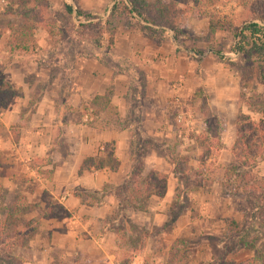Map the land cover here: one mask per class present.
<instances>
[{"label": "crops", "instance_id": "obj_1", "mask_svg": "<svg viewBox=\"0 0 264 264\" xmlns=\"http://www.w3.org/2000/svg\"><path fill=\"white\" fill-rule=\"evenodd\" d=\"M192 3L190 0L185 6ZM181 4L183 0L177 7ZM154 32L152 35L139 29H117L109 49H97L92 57H75L70 61L18 59L24 51L2 49L4 34H0V63L6 65L2 76L13 88H18V93L0 112V193H4L6 204L21 196L36 204L23 215L26 220L32 219L36 227L34 236L24 247L26 264H116L115 257L122 250L139 257L137 249H124L122 239L131 233L125 229L121 213L130 215L126 220L135 226L142 225V218L146 219L142 214L146 213L125 207L112 196L122 187L124 176L135 161L128 130L131 128L138 140L152 137V144L158 147V134L164 132L168 136L170 128L166 124L170 94L167 82L180 73L185 76L190 70L187 65L185 71L181 56H176L180 44L172 39L171 32L166 30L162 35ZM38 44L42 46L39 41ZM176 62L182 64V72L174 69ZM49 66L57 68L51 80L47 79ZM226 70L233 76L230 84L235 100L226 105L232 106L234 112L230 118L215 113L218 121H222L219 132L217 135L205 132L203 136L213 138L214 135L226 148L228 160H233L230 147L235 139L238 110L254 119L258 114L240 103L238 76L232 68ZM111 76L113 92L109 103L116 117L126 113L136 116L127 127L107 121V109L98 110L91 117L82 111L92 97L103 94ZM38 84L43 88L36 106L13 137L10 131ZM259 87L262 86L255 87L258 92ZM249 91L245 90L246 96ZM178 118L180 122V115ZM166 158L155 148L148 149L141 158L143 174L156 170L167 173L162 202L173 195L177 178ZM208 160L213 162L215 154L213 159L205 155V161ZM18 162H22L26 177L23 181L10 169ZM258 174L264 179V173ZM104 185L110 187L102 193V198L99 193L90 196L89 191L100 190ZM153 197L152 194L146 198L144 208L149 211L157 203L154 204ZM52 204L60 205L66 214L44 217L43 212ZM134 212L137 214L133 215Z\"/></svg>", "mask_w": 264, "mask_h": 264}, {"label": "rangeland", "instance_id": "obj_2", "mask_svg": "<svg viewBox=\"0 0 264 264\" xmlns=\"http://www.w3.org/2000/svg\"><path fill=\"white\" fill-rule=\"evenodd\" d=\"M4 1L8 0L0 1V25L6 21L20 24L21 11L33 3L29 0L24 5L18 3L8 6L7 3L4 4ZM42 1L50 6L44 10L46 17L54 21L55 29L61 32V36L49 38L42 28L33 25V47L22 54L18 52L22 55L18 59L54 61L65 59L70 61L75 57L89 58L97 50L94 45L96 41H100L103 45L98 50L105 49L107 34H101L93 27L86 29L80 27L78 23H85V21L76 19L74 12H66L63 4H70L72 9L78 7L93 16L88 21H97L106 19L111 4L115 0ZM146 1L150 4L153 2V0ZM188 1L190 0H183V5L177 8L185 7ZM215 12L229 19L232 25L241 19L240 9L233 3L217 6ZM175 21H183L187 26L183 30V46L179 45L176 48V56H181L185 71L187 65L190 66V70L188 73L185 72V76L180 73L176 78L167 82V89L170 92L167 98L168 114L166 115V124L170 125L169 134L164 136V132L159 133L158 147H154L151 142L152 137L138 140L131 128L128 131L132 135L130 141L135 161L143 158L148 149L155 148L164 158L165 153L172 151V156L178 157V163L184 168V172L176 178L173 195L167 201L162 202L160 198L164 195L167 178V173L164 172L165 180L161 182L160 187H157V191H162V194L158 196L154 194L152 198L154 204L157 202L154 205L155 208L150 211L143 209L146 215H142L146 216V219L142 218V225L135 226L130 220L133 230L129 231L131 234L124 235L126 238L122 239V243L124 249L128 247L137 249L139 257L122 250L115 257V261L119 264L129 262L136 264H239L242 260L251 257L253 250L243 248L241 243L236 244L238 234L236 232L228 235L224 220L231 219L238 222L240 224L239 233L243 231L242 241H252L254 246L264 254V184L256 181L255 178L260 177L259 172L264 173V157L258 160L251 169L247 170L244 165L240 164L237 166L244 172L248 171L251 179L254 177V185L261 186L251 191L247 188L249 181L246 177L234 176V173L229 176L223 175L224 170L229 169L233 163L230 157L228 160V152L224 146L218 143L214 150L215 160L206 162L203 148L199 144L205 132L216 133V135L219 132L222 121H218L216 114L230 118L234 112L232 106L226 105L227 102L232 104L235 102L232 98L234 94L231 92L230 84L233 76H229V70H226L236 67L234 61L231 60L233 53L229 52L233 37L230 30L222 29L215 33L212 40H209L208 21L205 17L197 19L193 14L180 17L177 13ZM124 22L122 18L114 19L116 30L128 29L123 27ZM38 41L42 46H39ZM216 51H221L226 57H230V60L220 59ZM3 56L5 55L2 54ZM4 64L1 62L0 68L5 69ZM173 66L176 71L182 72V64L176 62ZM239 69L243 75H248L249 65L247 63ZM56 72L57 68L49 66L47 79L51 80ZM246 82L245 90H249L252 82L251 80ZM41 85L34 87L31 97L40 93L43 88ZM258 89L261 91L262 87ZM17 93L18 88L15 94ZM193 94L197 95L192 100ZM106 113L107 121L116 126L127 127L129 122L134 121V117L136 118L134 115L129 116L128 113L117 118L112 108H107ZM92 115L93 112L87 111L88 117ZM178 115L181 118L180 122L176 120ZM214 137L213 135L211 141H214ZM202 160L204 161L203 168H199L198 165ZM21 164L22 162L13 164L10 169L14 175L18 176V180L23 181L26 177L23 176ZM156 172L163 173L162 170H156ZM198 182L200 185H197ZM176 193L178 197L175 199ZM2 196L5 197L4 193ZM147 202L148 200L145 199L142 205L145 206ZM4 213L5 210L0 212V218L4 217ZM136 214L137 212L133 213V215ZM125 216L130 217L128 214ZM120 223L121 221L117 225L119 226ZM12 228L10 226L9 230ZM175 238H183L187 241V256L181 261L169 258L167 254L168 247ZM26 245L12 250L0 248V264H26L27 255L24 249Z\"/></svg>", "mask_w": 264, "mask_h": 264}, {"label": "trees", "instance_id": "obj_3", "mask_svg": "<svg viewBox=\"0 0 264 264\" xmlns=\"http://www.w3.org/2000/svg\"><path fill=\"white\" fill-rule=\"evenodd\" d=\"M28 1L8 0L7 5L11 6L18 3L24 5ZM32 1L33 3L30 7H26L21 11L22 21L20 24L6 21L0 25V34H4L2 49L13 52L27 51L33 47V25H38L42 28L49 38L53 36L59 38L61 36V32L55 29L54 21L46 17L44 10L50 8V6L46 2L42 3V0ZM179 1L153 0L150 4L146 0H115L109 9L106 19L97 21H88L93 18L92 15L78 7L72 9V6L68 3H64L63 8L68 13L74 12L76 19L85 21V23H78L80 27H84V29L93 27L97 32L107 34V41L104 47L106 50L114 42L116 28L113 22L116 18L124 19V28L135 29L136 27V29L144 30L152 35L155 34L154 31H156V34L162 35L166 30H169L172 39L182 46L183 30L187 26L183 21H175L177 13L180 17H187L190 14H193L197 19L205 17L208 21L209 40H212L215 33L219 30H230L233 42L229 52L233 53L231 60L236 64L233 70L238 76L240 84L239 101L245 105L248 111L257 113L258 116L254 119L249 114L238 110L234 126L235 139L230 147L233 163L229 169L224 170L223 175L229 176L234 173V176L246 177V180L249 181L247 187L249 190L259 189L261 186L253 183L254 177L251 179L248 171L244 172L237 166L239 164L244 165L248 170L253 168L257 161L264 157V0H193L191 6L178 9L177 4ZM228 3H233L235 7L240 9L241 19L235 25H232L226 17L216 14L217 11L215 12L217 6H223ZM94 45L97 49L103 46L100 41H96ZM216 54L220 59L226 58L230 60V57H226L221 51H216ZM245 63L249 65V73L246 76L239 69ZM2 71L3 69L0 68V112L6 109L17 90L4 80ZM250 80L253 84L246 96L245 84L247 83L246 81L249 82ZM256 85L262 86L263 90L260 92L256 91ZM112 92L113 76L109 78L103 94L92 97L88 105L82 107V111L85 113L90 108L91 113L95 114L98 110L112 108L109 103V97ZM38 94L30 97L26 106L20 110L18 118L10 131L12 135L15 134V130L23 126L29 119L36 106ZM196 95L193 94L191 99L193 100ZM199 144L203 148L204 154L213 159L215 147L218 145L217 138L214 137V141H211V137L203 136ZM172 155V151L165 153V156H167L173 166L174 174L179 176L183 174L184 168L179 165L178 157L176 158ZM200 162L198 166L203 168L204 161ZM132 165V169L124 176L122 187L114 191L112 196L125 207L143 210L144 206L142 204L149 195L155 194L158 196L162 194V191H157V187H160L161 182H164L165 178L163 173L156 171H149L143 174L141 159L134 161ZM255 178L256 181H261L264 184L263 178ZM197 185H200L199 182ZM108 187L110 186L104 185L100 190L89 191V194L94 196L95 193H99V197L102 198V193ZM177 197L178 194L176 193L175 199ZM35 207L36 204L27 202L22 196L16 198L10 204L3 203V196L0 193V212L2 213V210H5L4 217L0 218V248L12 250L23 247L28 243L34 235L36 227L32 219L26 220L23 215ZM122 213L125 229L128 231L133 230L131 223L126 220L125 214ZM65 214V209L58 204H52L48 210L43 212L44 217H62ZM224 223L228 235H233L237 232L236 244L241 243L243 248L253 250L252 256L242 260L239 264H264V254L254 246L253 242L242 241L243 236L241 234L243 231L239 233L240 224L231 219H225ZM10 226L13 227L10 229L11 231L9 230ZM186 246L187 241L185 239L175 238L168 247V257L177 261L183 260L187 256Z\"/></svg>", "mask_w": 264, "mask_h": 264}, {"label": "built area", "instance_id": "obj_4", "mask_svg": "<svg viewBox=\"0 0 264 264\" xmlns=\"http://www.w3.org/2000/svg\"><path fill=\"white\" fill-rule=\"evenodd\" d=\"M179 115L177 116V119L179 120ZM116 264H119V263H116ZM126 264H136L135 262H129V263H126Z\"/></svg>", "mask_w": 264, "mask_h": 264}, {"label": "water", "instance_id": "obj_5", "mask_svg": "<svg viewBox=\"0 0 264 264\" xmlns=\"http://www.w3.org/2000/svg\"><path fill=\"white\" fill-rule=\"evenodd\" d=\"M113 2H114V1H113ZM113 2H112V3H113ZM111 5H112V4H111Z\"/></svg>", "mask_w": 264, "mask_h": 264}]
</instances>
